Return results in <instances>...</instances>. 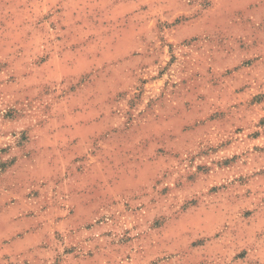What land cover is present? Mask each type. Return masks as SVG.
I'll return each instance as SVG.
<instances>
[{
	"label": "rangeland",
	"instance_id": "374dc122",
	"mask_svg": "<svg viewBox=\"0 0 264 264\" xmlns=\"http://www.w3.org/2000/svg\"><path fill=\"white\" fill-rule=\"evenodd\" d=\"M0 264H264V0H0Z\"/></svg>",
	"mask_w": 264,
	"mask_h": 264
}]
</instances>
